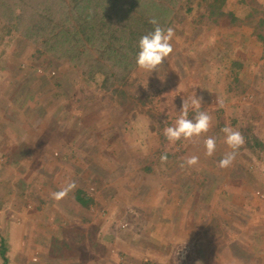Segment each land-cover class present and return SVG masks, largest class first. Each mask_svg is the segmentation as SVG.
<instances>
[{
	"label": "rangeland",
	"instance_id": "374dc122",
	"mask_svg": "<svg viewBox=\"0 0 264 264\" xmlns=\"http://www.w3.org/2000/svg\"><path fill=\"white\" fill-rule=\"evenodd\" d=\"M183 3L170 62L137 66L115 93L102 72L84 75L73 43L53 44L58 28L43 31L42 15L64 20V0H0V264L3 249L8 264H264V27L258 37L246 23L196 24L209 1ZM227 5L264 19V0ZM193 91L213 126L171 143L164 130L184 100L194 120ZM225 126L246 143L220 168ZM69 181L75 190L54 200Z\"/></svg>",
	"mask_w": 264,
	"mask_h": 264
},
{
	"label": "trees",
	"instance_id": "16d2710c",
	"mask_svg": "<svg viewBox=\"0 0 264 264\" xmlns=\"http://www.w3.org/2000/svg\"><path fill=\"white\" fill-rule=\"evenodd\" d=\"M64 0L69 12L67 11L62 18H48L42 15L38 21H45L43 31L60 30V34H55L53 44H71L72 53L76 55L87 56L86 66H84V75L92 79L100 71L104 74L105 87L108 91L118 87L129 85L125 76L130 74L136 67V55L139 51L138 42L143 35L154 30V25L149 23L151 18H156L162 28L174 27L181 23L182 17L178 14V9L182 7L185 0H161L155 3L154 8L162 10L163 16H158L148 10L150 7L144 1L142 4L139 0ZM208 8L205 14L194 23L201 24L205 21L213 25L219 24L220 21L229 20L230 25L238 26L246 23L251 27L252 35L260 37V31L264 27V19L261 18V12L253 11L248 17L252 21L247 23V18L240 19L236 17L231 6L228 7L232 0H208ZM176 2L179 4H176ZM94 3V4H93ZM176 4V5H175ZM164 10L165 13H164ZM185 15L193 14L195 11L190 5L183 8ZM150 13V14H149ZM73 17L76 18V24L71 25L69 22ZM160 19V20H159ZM69 20V21H68ZM94 21V25L88 26V23ZM228 22V21H227ZM80 26V27H79ZM58 33V32H57ZM99 39V42L96 40ZM38 45V42H35ZM40 47L51 48L52 45L44 40H40ZM97 46L98 48H95ZM99 53L98 55H94ZM115 86V87H114ZM121 90V89H120ZM258 144V142H256ZM80 202L87 206V202L80 199ZM5 258V264H8L6 250L2 253Z\"/></svg>",
	"mask_w": 264,
	"mask_h": 264
},
{
	"label": "clouds",
	"instance_id": "9594fccd",
	"mask_svg": "<svg viewBox=\"0 0 264 264\" xmlns=\"http://www.w3.org/2000/svg\"><path fill=\"white\" fill-rule=\"evenodd\" d=\"M149 23L154 25V30L146 35H143L138 42V49L136 55V64L140 70L153 73L158 72L159 68L163 66L167 60L170 62L171 54L174 51L173 38L175 36L172 27L162 28L158 24L156 18H151ZM97 79L102 81L103 77L98 76ZM191 104L195 109L194 120L189 118V104L183 101L182 108L179 112L178 118L174 126H169L164 130V135L169 142L175 143L180 140H193L200 138L202 135L207 134L213 126V117L206 111H200L203 97H197L195 91L190 97ZM222 106V101H218ZM224 133V142L231 149L225 153L223 158L219 161L220 168H228L232 165L236 158L239 149L246 143L245 137L239 130L232 127L225 126L221 129ZM205 155L211 157L216 152V139L212 136H207L204 139ZM161 163H167V154L161 156ZM187 166L194 167L199 164V157L192 155L185 161ZM182 168L185 164L180 165ZM76 183L69 181L59 191L51 193L54 200L60 201L68 196V194L75 190Z\"/></svg>",
	"mask_w": 264,
	"mask_h": 264
}]
</instances>
